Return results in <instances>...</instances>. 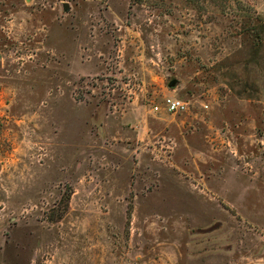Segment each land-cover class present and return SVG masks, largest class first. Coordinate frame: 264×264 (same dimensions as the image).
I'll return each instance as SVG.
<instances>
[{
  "label": "rangeland",
  "instance_id": "374dc122",
  "mask_svg": "<svg viewBox=\"0 0 264 264\" xmlns=\"http://www.w3.org/2000/svg\"><path fill=\"white\" fill-rule=\"evenodd\" d=\"M0 264H264V0H0Z\"/></svg>",
  "mask_w": 264,
  "mask_h": 264
},
{
  "label": "built area",
  "instance_id": "2783aa9c",
  "mask_svg": "<svg viewBox=\"0 0 264 264\" xmlns=\"http://www.w3.org/2000/svg\"><path fill=\"white\" fill-rule=\"evenodd\" d=\"M187 104L188 103L185 100L174 96L166 97V99L164 100L165 109L171 112L183 110L186 108ZM160 108V105H155V110H159Z\"/></svg>",
  "mask_w": 264,
  "mask_h": 264
},
{
  "label": "water",
  "instance_id": "95a60500",
  "mask_svg": "<svg viewBox=\"0 0 264 264\" xmlns=\"http://www.w3.org/2000/svg\"><path fill=\"white\" fill-rule=\"evenodd\" d=\"M65 7L68 8V5H65ZM177 81H178V80L175 78V79H173L172 81H170L169 85H170L171 87H173V86L176 85Z\"/></svg>",
  "mask_w": 264,
  "mask_h": 264
}]
</instances>
